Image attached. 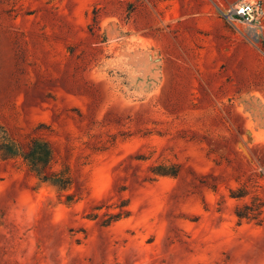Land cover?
I'll use <instances>...</instances> for the list:
<instances>
[{"label":"rangeland","instance_id":"rangeland-1","mask_svg":"<svg viewBox=\"0 0 264 264\" xmlns=\"http://www.w3.org/2000/svg\"><path fill=\"white\" fill-rule=\"evenodd\" d=\"M234 1L0 0V144L68 177L0 153V264H264V16Z\"/></svg>","mask_w":264,"mask_h":264},{"label":"trees","instance_id":"trees-1","mask_svg":"<svg viewBox=\"0 0 264 264\" xmlns=\"http://www.w3.org/2000/svg\"><path fill=\"white\" fill-rule=\"evenodd\" d=\"M0 153L3 158L20 156L30 171L35 172L36 175L44 173L41 177L43 181H50L61 189L66 188L68 185V177H65L64 171L55 172L51 170L53 154L48 142H42L38 138H31L26 143V148L20 151L13 144H0ZM236 215L239 218L244 217L239 211H236ZM119 217L120 213L111 215L102 223L107 225Z\"/></svg>","mask_w":264,"mask_h":264},{"label":"built area","instance_id":"built-area-1","mask_svg":"<svg viewBox=\"0 0 264 264\" xmlns=\"http://www.w3.org/2000/svg\"><path fill=\"white\" fill-rule=\"evenodd\" d=\"M264 16V0H236L229 8V17L245 24H255Z\"/></svg>","mask_w":264,"mask_h":264},{"label":"bare ground","instance_id":"bare-ground-1","mask_svg":"<svg viewBox=\"0 0 264 264\" xmlns=\"http://www.w3.org/2000/svg\"><path fill=\"white\" fill-rule=\"evenodd\" d=\"M246 29H248V27ZM249 29H251V28H249Z\"/></svg>","mask_w":264,"mask_h":264}]
</instances>
